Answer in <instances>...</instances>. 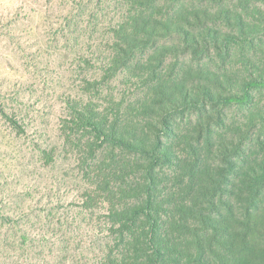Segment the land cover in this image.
<instances>
[{"label":"trees","instance_id":"1","mask_svg":"<svg viewBox=\"0 0 264 264\" xmlns=\"http://www.w3.org/2000/svg\"><path fill=\"white\" fill-rule=\"evenodd\" d=\"M58 4L35 54L68 62L73 90L58 96L54 140L34 146L74 200L46 210L37 239L68 251L55 211L70 206L76 231H99L77 244L88 264H264V0ZM22 115L0 100L18 137ZM26 224L0 214L7 250Z\"/></svg>","mask_w":264,"mask_h":264},{"label":"rangeland","instance_id":"2","mask_svg":"<svg viewBox=\"0 0 264 264\" xmlns=\"http://www.w3.org/2000/svg\"><path fill=\"white\" fill-rule=\"evenodd\" d=\"M58 3L59 0H0V100L22 111L27 126L29 120L25 118L34 120L33 125L26 126L25 135L18 137L0 117V214L7 211L11 219L20 223L23 220L24 224L34 227L30 229L33 233L26 236V243L20 242L22 247L16 242L7 250L0 236V264H21L18 262L24 263L25 258L32 259L33 264H88L93 260L87 247L77 244L80 240L97 241L99 231L91 236L86 223L76 231L73 207L55 211L64 225L61 229L69 231L68 251L62 250L59 244H47L48 238L42 243L37 239L41 227L48 224L46 210L54 211L61 198H66L65 206L74 200L73 196L59 191L56 184L51 187L50 179L56 182L61 175L60 168L44 171L34 146L37 138L54 140L56 121L62 112L58 96L73 90L69 84L68 62L61 68L60 61L50 56L49 50L42 56L35 54L39 46H49L47 29L39 28L42 22L47 19L46 28H56L60 23L57 16L62 11ZM42 68L46 69L39 73ZM50 77L54 78L51 82L47 81ZM14 94L21 102L12 99ZM66 219L75 226L64 222ZM30 242L37 248L30 250Z\"/></svg>","mask_w":264,"mask_h":264}]
</instances>
